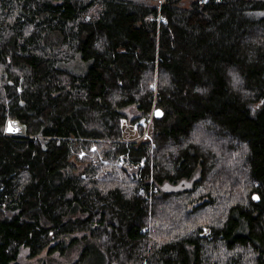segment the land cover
<instances>
[{
    "label": "trees",
    "instance_id": "obj_1",
    "mask_svg": "<svg viewBox=\"0 0 264 264\" xmlns=\"http://www.w3.org/2000/svg\"><path fill=\"white\" fill-rule=\"evenodd\" d=\"M79 240L264 264V0H0V264Z\"/></svg>",
    "mask_w": 264,
    "mask_h": 264
},
{
    "label": "rangeland",
    "instance_id": "obj_2",
    "mask_svg": "<svg viewBox=\"0 0 264 264\" xmlns=\"http://www.w3.org/2000/svg\"><path fill=\"white\" fill-rule=\"evenodd\" d=\"M85 67L86 66L84 65V63L75 61L68 65H63L61 68L69 72L78 73L79 70H83L85 69ZM123 129L125 131L124 136L126 141L137 140L136 132L132 127L123 124ZM144 136L148 137V134L145 133ZM77 243L79 244V246L71 249V251L68 253V250L74 247V245ZM67 244L69 243L67 242ZM84 247L93 248L89 240L87 242H81L79 240L75 243L70 244L69 248L64 253L57 252L53 255H48L46 252H44L39 257L33 259H28L25 254H20L18 258V264H72ZM83 264H103V262L99 253L93 250L88 259Z\"/></svg>",
    "mask_w": 264,
    "mask_h": 264
},
{
    "label": "water",
    "instance_id": "obj_3",
    "mask_svg": "<svg viewBox=\"0 0 264 264\" xmlns=\"http://www.w3.org/2000/svg\"><path fill=\"white\" fill-rule=\"evenodd\" d=\"M162 117V113H161V111L160 110H156L155 111V118L156 119H160ZM19 130L17 129V128H15L11 123H8L7 124V126H6V129H5V132L7 133V134H17V132H18ZM252 201L253 202H258V198H257V196L256 195H253L252 196Z\"/></svg>",
    "mask_w": 264,
    "mask_h": 264
},
{
    "label": "built area",
    "instance_id": "obj_4",
    "mask_svg": "<svg viewBox=\"0 0 264 264\" xmlns=\"http://www.w3.org/2000/svg\"><path fill=\"white\" fill-rule=\"evenodd\" d=\"M160 21H163L162 19H160ZM146 136V135H145Z\"/></svg>",
    "mask_w": 264,
    "mask_h": 264
}]
</instances>
